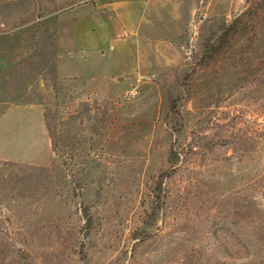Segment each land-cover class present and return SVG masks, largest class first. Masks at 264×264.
Masks as SVG:
<instances>
[{
    "label": "rangeland",
    "instance_id": "obj_1",
    "mask_svg": "<svg viewBox=\"0 0 264 264\" xmlns=\"http://www.w3.org/2000/svg\"><path fill=\"white\" fill-rule=\"evenodd\" d=\"M92 1L0 0V264H264V0H191L174 57L64 77Z\"/></svg>",
    "mask_w": 264,
    "mask_h": 264
},
{
    "label": "crops",
    "instance_id": "obj_2",
    "mask_svg": "<svg viewBox=\"0 0 264 264\" xmlns=\"http://www.w3.org/2000/svg\"><path fill=\"white\" fill-rule=\"evenodd\" d=\"M75 9L81 12L77 19L92 21L80 28L89 43H76L81 62L93 69L64 77L111 80L139 75L149 65L174 57L171 39L186 29L195 12L191 0H93L69 11ZM68 30L79 34L72 24Z\"/></svg>",
    "mask_w": 264,
    "mask_h": 264
},
{
    "label": "trees",
    "instance_id": "obj_3",
    "mask_svg": "<svg viewBox=\"0 0 264 264\" xmlns=\"http://www.w3.org/2000/svg\"><path fill=\"white\" fill-rule=\"evenodd\" d=\"M203 50H202V55H201V61H203L204 64H201V66L199 67V69H202L203 67H205L207 65V63L211 60L212 55H213V42H212V37L209 35L207 36V38L204 41L203 44ZM198 70H195L194 68L191 70V74L190 76H185V80L190 81L194 76V74L197 72ZM171 101V100H170ZM173 101V100H172ZM173 103L171 105V108L173 107ZM177 130H180L179 128H177ZM49 136L51 138V144H52V149L54 150L55 148V140L52 138L51 134L49 133ZM55 151V150H54ZM168 165H169V170L172 169L178 161V156L176 151L173 149V147H171L169 154H168ZM169 175V171L165 170L163 172H161L159 174V177L157 178L156 184H155V188L157 189V191L160 193L162 191V184L163 181L165 180V178ZM154 213V212H153ZM137 238V237H136Z\"/></svg>",
    "mask_w": 264,
    "mask_h": 264
}]
</instances>
